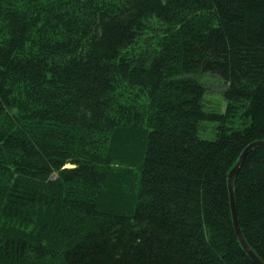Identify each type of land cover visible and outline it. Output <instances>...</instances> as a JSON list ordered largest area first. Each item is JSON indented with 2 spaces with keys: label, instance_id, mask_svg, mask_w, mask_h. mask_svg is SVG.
Instances as JSON below:
<instances>
[{
  "label": "trees",
  "instance_id": "obj_1",
  "mask_svg": "<svg viewBox=\"0 0 264 264\" xmlns=\"http://www.w3.org/2000/svg\"><path fill=\"white\" fill-rule=\"evenodd\" d=\"M258 141L264 0H0V264H253Z\"/></svg>",
  "mask_w": 264,
  "mask_h": 264
},
{
  "label": "water",
  "instance_id": "obj_2",
  "mask_svg": "<svg viewBox=\"0 0 264 264\" xmlns=\"http://www.w3.org/2000/svg\"><path fill=\"white\" fill-rule=\"evenodd\" d=\"M256 148H264V141H258L251 145H249L245 151L240 156V159L238 163L235 165V167L232 169V171L229 174L228 177V190H229V198H230V209H231V215H232V221L233 226L235 230L236 237L238 239V242L244 251V253L249 257V259L253 262V264H264V262L257 256V254L251 249V247L248 245L247 241L244 238V235L241 230L239 218H238V210H237V204H236V197H235V179L237 178V175L239 171L241 170L243 163L248 156L249 152Z\"/></svg>",
  "mask_w": 264,
  "mask_h": 264
},
{
  "label": "rangeland",
  "instance_id": "obj_3",
  "mask_svg": "<svg viewBox=\"0 0 264 264\" xmlns=\"http://www.w3.org/2000/svg\"><path fill=\"white\" fill-rule=\"evenodd\" d=\"M216 77H218V82L215 83L213 81L210 82V84L213 86L212 88H210V92L211 93H207L205 95L204 98V111L206 113H218V114H222L225 111V106H218V101H222V96H223V81L220 79L219 76L214 75ZM223 84V87H222ZM221 94L220 92H223L221 94V97L219 96V94ZM224 101V100H223ZM216 127H217V123H212V122H204L203 124H201V130H200V137L204 140H213L216 137Z\"/></svg>",
  "mask_w": 264,
  "mask_h": 264
}]
</instances>
